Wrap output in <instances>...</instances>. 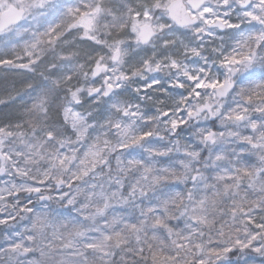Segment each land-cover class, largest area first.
Wrapping results in <instances>:
<instances>
[{"label": "snow or ice", "instance_id": "obj_1", "mask_svg": "<svg viewBox=\"0 0 264 264\" xmlns=\"http://www.w3.org/2000/svg\"><path fill=\"white\" fill-rule=\"evenodd\" d=\"M0 66V264H264V0H0Z\"/></svg>", "mask_w": 264, "mask_h": 264}, {"label": "rangeland", "instance_id": "obj_2", "mask_svg": "<svg viewBox=\"0 0 264 264\" xmlns=\"http://www.w3.org/2000/svg\"><path fill=\"white\" fill-rule=\"evenodd\" d=\"M13 86L15 87L16 91H21L19 74L15 70L5 69L3 66H0V96H6L7 92L10 91ZM13 95H15V92L13 93ZM18 107V100L15 104L9 102L8 108H5L3 105H0V113L8 112ZM69 131H71V129H69Z\"/></svg>", "mask_w": 264, "mask_h": 264}]
</instances>
